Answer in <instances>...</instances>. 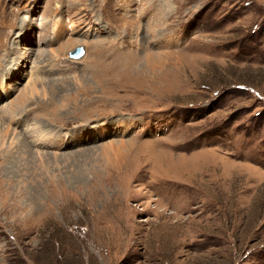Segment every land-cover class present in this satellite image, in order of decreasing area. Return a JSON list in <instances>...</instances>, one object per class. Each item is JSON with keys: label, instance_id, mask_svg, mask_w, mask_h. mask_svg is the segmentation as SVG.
I'll list each match as a JSON object with an SVG mask.
<instances>
[{"label": "rangeland", "instance_id": "374dc122", "mask_svg": "<svg viewBox=\"0 0 264 264\" xmlns=\"http://www.w3.org/2000/svg\"><path fill=\"white\" fill-rule=\"evenodd\" d=\"M0 264H264V0H0Z\"/></svg>", "mask_w": 264, "mask_h": 264}, {"label": "bare ground", "instance_id": "6f19581e", "mask_svg": "<svg viewBox=\"0 0 264 264\" xmlns=\"http://www.w3.org/2000/svg\"><path fill=\"white\" fill-rule=\"evenodd\" d=\"M72 45V43H70V44H67V46H65V48H67L68 46H71ZM61 51H63V49H61ZM20 59H24V56H22V57H19ZM153 58V57H152ZM149 59V58H148ZM156 60L155 59H149L148 61H147V63H148V65H150V66H154L155 64H156ZM5 81V80H4ZM1 85H2V83H1ZM37 133V132H36ZM39 134V133H38ZM14 135V134H13ZM10 138V142H14L15 141V138L16 137H14V136H12V137H9ZM2 142H3V140H2ZM1 142V143H2ZM34 143H47L48 144V141H47V137H42V139H40V138H38V139H36L35 140V142ZM35 145V144H34ZM121 151V150H120Z\"/></svg>", "mask_w": 264, "mask_h": 264}, {"label": "water", "instance_id": "95a60500", "mask_svg": "<svg viewBox=\"0 0 264 264\" xmlns=\"http://www.w3.org/2000/svg\"><path fill=\"white\" fill-rule=\"evenodd\" d=\"M81 50H75L74 52H71L70 57L74 59H81L85 53L86 50L84 48H80Z\"/></svg>", "mask_w": 264, "mask_h": 264}]
</instances>
